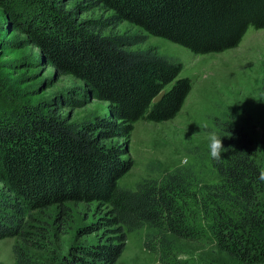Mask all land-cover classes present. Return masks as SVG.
Listing matches in <instances>:
<instances>
[{"label":"trees","instance_id":"obj_1","mask_svg":"<svg viewBox=\"0 0 264 264\" xmlns=\"http://www.w3.org/2000/svg\"><path fill=\"white\" fill-rule=\"evenodd\" d=\"M0 8L37 63L80 83L71 90L79 105L96 100L109 111L79 124L57 96L17 104L2 89L0 240H14L16 264H116L126 234L142 229L159 264H264V124L257 137L236 118L214 121L225 150L220 161L209 152L205 174L176 168L120 185L132 166L120 140L139 121L174 119L191 91L178 59L140 48L148 36L196 55L234 49L249 27L264 29V0H0ZM125 23L135 32L116 31ZM78 204L101 210L78 229L100 240L63 253L59 237Z\"/></svg>","mask_w":264,"mask_h":264},{"label":"rangeland","instance_id":"obj_2","mask_svg":"<svg viewBox=\"0 0 264 264\" xmlns=\"http://www.w3.org/2000/svg\"><path fill=\"white\" fill-rule=\"evenodd\" d=\"M98 15L94 11L83 17ZM135 30L125 23L116 31ZM24 39L6 24L0 8V105L7 103L3 101L2 90L6 89L17 104L39 105L57 96L66 106L62 114L79 124L109 117L104 102L93 100L79 105L81 99L71 90L80 83L71 77H57L52 68L37 63L39 52L25 45ZM149 46L179 60L182 65L179 78L190 80L191 91L174 119L164 123L139 121L129 138L120 140L127 149L125 159L132 165L120 185L131 189L176 168L201 169L198 172L205 174L210 152L207 133L215 130L214 121L236 118L257 137L261 136L264 124V29L249 27L236 48L215 54L196 55L152 36L140 48ZM100 215L101 210L95 204L75 206L68 234L59 237L62 252L73 244L99 241L100 234L81 235L78 229L95 222ZM145 232L142 229L126 234L124 251L116 264H159L157 257L143 247ZM13 244V239L0 240V264H16Z\"/></svg>","mask_w":264,"mask_h":264},{"label":"clouds","instance_id":"obj_3","mask_svg":"<svg viewBox=\"0 0 264 264\" xmlns=\"http://www.w3.org/2000/svg\"><path fill=\"white\" fill-rule=\"evenodd\" d=\"M207 139L209 141L210 157L213 160L220 161L222 159V152L225 147L223 145V138L215 131H209L207 133ZM259 180L264 181V171L259 173Z\"/></svg>","mask_w":264,"mask_h":264},{"label":"water","instance_id":"obj_4","mask_svg":"<svg viewBox=\"0 0 264 264\" xmlns=\"http://www.w3.org/2000/svg\"><path fill=\"white\" fill-rule=\"evenodd\" d=\"M163 94H164V92H161V93L159 94V96H157V97L153 100V102H154V103H157V102L161 99V97L163 96Z\"/></svg>","mask_w":264,"mask_h":264}]
</instances>
